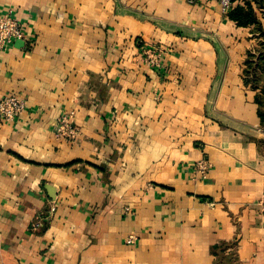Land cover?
<instances>
[{"label": "crops", "instance_id": "crops-1", "mask_svg": "<svg viewBox=\"0 0 264 264\" xmlns=\"http://www.w3.org/2000/svg\"><path fill=\"white\" fill-rule=\"evenodd\" d=\"M9 10L25 39L0 50V100L26 108L0 121V264H264L254 26L219 0H0ZM72 110L80 136L58 140Z\"/></svg>", "mask_w": 264, "mask_h": 264}, {"label": "built area", "instance_id": "built-area-1", "mask_svg": "<svg viewBox=\"0 0 264 264\" xmlns=\"http://www.w3.org/2000/svg\"><path fill=\"white\" fill-rule=\"evenodd\" d=\"M190 4H196L197 0H188ZM221 10L223 13L228 14L229 11L235 6L232 0H219ZM261 11V10H259ZM19 39H25L24 24L16 18L11 10L0 13V50L8 49L12 44ZM141 63L151 71L162 66V51L158 48H145L141 52ZM26 101L18 93H11L5 95L0 100V121H13L19 118L25 111ZM55 137L58 140L66 142H75L79 136L80 131L75 124V111H69L62 114L57 121L55 130ZM197 172L204 178L209 169L210 163L206 159H201L195 163ZM260 210L264 213V191L262 192L258 201ZM55 208L53 207L52 210ZM125 211L130 213L129 209ZM43 221L38 220L35 224L36 228H40ZM128 243L134 242V236L130 235L127 239Z\"/></svg>", "mask_w": 264, "mask_h": 264}, {"label": "trees", "instance_id": "trees-1", "mask_svg": "<svg viewBox=\"0 0 264 264\" xmlns=\"http://www.w3.org/2000/svg\"><path fill=\"white\" fill-rule=\"evenodd\" d=\"M232 1L237 3L241 0ZM254 4L261 10V17ZM227 15L239 26L255 27L253 34L257 39V44L248 51L244 82L250 83L259 91L256 101L260 106L259 114L264 121V0H244L243 5L237 3Z\"/></svg>", "mask_w": 264, "mask_h": 264}]
</instances>
